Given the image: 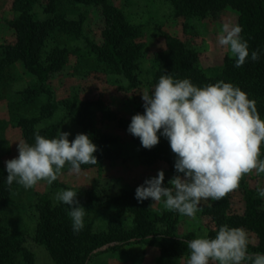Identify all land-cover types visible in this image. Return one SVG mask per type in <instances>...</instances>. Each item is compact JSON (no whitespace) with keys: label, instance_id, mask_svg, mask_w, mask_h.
Segmentation results:
<instances>
[{"label":"rangeland","instance_id":"374dc122","mask_svg":"<svg viewBox=\"0 0 264 264\" xmlns=\"http://www.w3.org/2000/svg\"><path fill=\"white\" fill-rule=\"evenodd\" d=\"M111 1L136 28L132 45L138 46V57L134 61L136 69L130 82L107 63L99 61L91 51L93 44H101L105 29V16L99 6L86 5L77 0H40L35 7L37 21L45 26L47 34L44 46L46 57L52 58L58 51L63 55L62 65L50 73L51 91L74 107L83 105L90 108V103L107 105L112 113L117 114V119L106 118L99 109L96 110V105L91 106L96 113L93 119L96 128L116 137L117 142L104 151L109 155L105 159H99L96 147L93 155L97 164L81 165L80 174L69 173L66 165L51 185L40 181L35 187L25 190L15 182L11 186L6 183L5 162L18 158L17 144L25 142L15 117L33 119L35 127L40 130L52 124L58 125L57 136L59 131L67 132L70 134L69 142L83 131L62 110L44 119V97L40 96L38 103L33 105L25 102L34 79L20 61L6 62L7 58L2 53L17 39L12 26V20L17 16V1L0 0V184L11 189L8 197L0 196V220L10 233H18L15 234L18 241L15 248L8 249L9 257L15 255L17 260L8 257L7 264H55L34 237L38 216L36 207L41 204V199L45 196L50 205L63 208L64 205L54 199L58 190L76 191V199L86 211L84 227L74 236L79 238L81 235L88 243L90 240L93 244L100 243L90 251L84 264H187L189 251L182 250L158 261L162 244L157 236L127 238L144 221L152 225L151 228L161 237L172 238L173 233L175 239L186 243L198 237L215 238L222 225L243 228L249 239L248 249L258 247L264 241V235L250 222L252 217L249 214L253 206L256 219L264 228V197H259L257 192L258 187L264 188V174L258 176L255 172L245 176L239 188L225 198L201 201L195 219L166 211L162 202L148 199L143 203L152 214L138 221L134 213L142 206L138 207L136 188L146 179L155 178L159 171L164 172L163 186L167 187L177 173L168 165L156 161L148 151L141 150L130 140L125 129V118L133 106L136 107L133 103L143 104L141 94L145 90L151 92L158 83L154 82V60L156 54L166 49L165 36L178 39L193 49L198 55L197 66L212 76L216 68L223 67L224 57H231L227 49L218 45V33L224 24L236 26L237 15L224 9L214 17L184 20L173 15L170 4L165 0ZM56 24L60 25L56 27ZM69 27L73 28L68 30ZM249 89L248 92L246 90L247 97L255 101L259 116L264 120V85L259 81L249 85ZM34 142L35 139L28 144ZM260 158L264 159V147L261 148ZM69 220L72 226L71 218ZM173 221V230L169 232L166 226ZM75 241L77 246L78 241Z\"/></svg>","mask_w":264,"mask_h":264},{"label":"clouds","instance_id":"9594fccd","mask_svg":"<svg viewBox=\"0 0 264 264\" xmlns=\"http://www.w3.org/2000/svg\"><path fill=\"white\" fill-rule=\"evenodd\" d=\"M242 28L224 24L217 43L235 58V67L244 65L249 46L241 38ZM252 61L259 52H251ZM144 114L131 118L127 131L144 149H152L165 137L175 155V175L163 186L164 172L146 179L135 190L138 203L151 199L162 202L166 211L195 219L201 201H219L236 191L240 181L253 172L264 174V120L255 101L239 87L224 81L197 87L185 78L174 80L162 75L149 92L141 94ZM58 132L57 138L35 135L34 144L20 142L18 158L6 161V183L25 190L40 181L51 185L67 165L71 174H80L81 165H96V145L86 134ZM264 197V188L257 189ZM77 192L58 190L55 201L68 206L73 232L84 227L85 209ZM249 239L243 228L222 225L215 238L198 237L187 241V264H264V254L249 253Z\"/></svg>","mask_w":264,"mask_h":264},{"label":"trees","instance_id":"16d2710c","mask_svg":"<svg viewBox=\"0 0 264 264\" xmlns=\"http://www.w3.org/2000/svg\"><path fill=\"white\" fill-rule=\"evenodd\" d=\"M16 1L15 12L17 16L12 20V26L17 33V39L15 44L7 46L2 53L7 58L5 59L6 62L12 64L20 61L28 74L34 79V84L29 87L28 94L24 98L25 102L28 101L29 105H33L35 102L38 103L37 101L40 96L44 97V119L51 118L56 111L62 110L66 116L71 117L74 124L81 127L82 134L88 135L92 143L98 147L99 159L109 158V155L104 151L108 146L115 144L117 138L96 128L93 119L96 113L95 110L91 109V106L96 105L98 107L95 106L96 110L99 109L108 119H117V114L112 113L108 106L102 103H90V108L83 105L74 107L68 101L55 96L51 91L49 78L50 73L55 67L62 65L63 55L60 51L52 58L45 55L44 46L47 34L44 32L45 26L37 21V14L35 12V7L40 4V0ZM77 1L101 8V12L106 20L105 29L102 34L103 40L100 45L93 44L91 51L97 56L99 61L107 63L109 67L122 74L130 82L132 80V72L136 69L134 61L138 57V46L132 45L136 28L129 23L121 9L114 5L111 0ZM165 1L170 4L173 15L181 17L184 20H200L207 16L214 17L224 9L233 11L237 15L236 25L242 28L241 38L248 43L249 57L243 66L235 67V58L225 56L223 67L221 69L216 68L214 75L209 76L197 66L198 55L193 49L178 39L165 36L166 49L155 55V83L158 82L162 75H170L174 80L187 78L197 87L224 81L239 87L245 93L246 90L247 92L250 90L249 85L252 83L260 81L264 85V0ZM59 25L56 24V27ZM72 28L69 27L68 30ZM252 51L259 52V59L257 61H252ZM133 105H136V107L133 106L129 116L125 118L126 130L134 115L144 114L142 103H133ZM15 121L20 128L22 138L27 143L34 141L36 134L48 139L56 138L57 136L58 125L52 124L40 130L35 127V123L32 122L33 119L17 116L15 117ZM129 136L130 140L136 143L141 150L148 151L156 161L162 162L175 170L174 163L176 157L171 152L169 143L165 137L158 133L159 143L148 150L141 146L139 138L133 137L130 133ZM8 188V185L0 184L1 197L9 196L11 189ZM41 200V204L36 207L38 214L34 237L36 243L46 249L54 259L55 264H84V259L90 251L99 246L100 243L97 241L96 245L91 243V240L88 243L85 237L79 235V238H77L74 236L75 232L72 230L66 205L58 209L54 205H50L51 203L47 197L44 196ZM144 205L146 204L143 202L138 203V207L142 206V209L134 213L138 221H141L142 217L149 218L152 214ZM249 215L252 217L250 222L252 221L251 223L255 224L264 235V228L260 225V220L256 219L257 213L253 206ZM170 221L171 219H169ZM173 223L174 221L166 226L169 232L173 230ZM151 226L144 221L143 225L136 228L134 233L127 238L146 239L149 236H157L162 244L161 255L157 258L158 261L163 260L168 255H175L177 250L189 251L187 243L175 239L173 233H171L172 238L170 236L161 237ZM15 234L10 233L9 228L2 224L0 220V247H2V249L0 248V264H7L9 257L8 249L15 248L16 243H18ZM86 237L88 238L87 235ZM157 237L155 240L158 239ZM75 240L78 241L77 246ZM155 240H151V242H155ZM86 247L88 249H85ZM248 251L264 254V241L258 247L248 249ZM9 258L17 260L15 255H10Z\"/></svg>","mask_w":264,"mask_h":264}]
</instances>
